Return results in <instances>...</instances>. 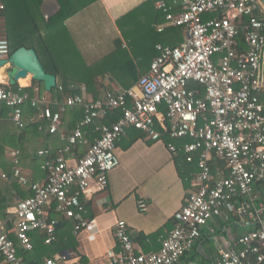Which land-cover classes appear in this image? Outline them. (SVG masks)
Segmentation results:
<instances>
[{"label": "built area", "instance_id": "2783aa9c", "mask_svg": "<svg viewBox=\"0 0 264 264\" xmlns=\"http://www.w3.org/2000/svg\"><path fill=\"white\" fill-rule=\"evenodd\" d=\"M174 3H180V11L174 12L164 0L155 5L170 25L184 29L185 38L176 46L157 45L158 55L133 87L106 91L103 98L92 99L86 87L80 85V92L56 102L57 109L53 111L44 97L30 98L27 92L0 85V113L7 109L8 118L18 128L26 127L28 119L22 106L27 101L32 106L46 103L41 117L49 121L50 132L59 129L67 109H83L73 131L61 132L64 144L55 154L49 148L37 151L46 181L32 182L33 194L18 200L8 218H0V257L6 263L25 264L19 251L33 249L32 237L36 232L44 231L46 245L56 241L58 221L50 219L47 211L52 202L56 214L76 221L75 233L99 232L96 219L83 215V195L92 182L99 189L108 186L110 172L120 164L116 141L134 128L152 140H162V133L173 139H189L182 145L169 141L167 148L174 158L196 161V188L186 193L183 204L174 212L176 224L161 237L157 251L138 252L127 223L116 220L114 237L118 250L106 251V264H178L211 219L220 217L227 221L235 214L244 231L225 247H219L210 264H264V193L261 201L256 202L258 185L264 186V3ZM3 9L0 3V12ZM9 55L8 41L1 34L0 59ZM190 81L204 86V97L189 88ZM113 110L121 111L118 119L98 125L99 136L89 142L84 128ZM82 145L86 149L79 155L76 147ZM10 156L14 176L26 184L27 178L19 167V151L12 149ZM213 159L223 163L215 174ZM137 207L141 212L147 210L142 199L137 201ZM42 264L84 263L73 259L68 250H61L45 257Z\"/></svg>", "mask_w": 264, "mask_h": 264}, {"label": "crops", "instance_id": "0c3cea01", "mask_svg": "<svg viewBox=\"0 0 264 264\" xmlns=\"http://www.w3.org/2000/svg\"><path fill=\"white\" fill-rule=\"evenodd\" d=\"M146 1L96 0L67 20V28L87 64H93L111 52L115 47L117 39L122 40L123 47H127V41L118 27L117 20L121 17H126L129 12L136 10V8ZM164 1L173 7L174 12L181 10L180 3H174L175 0ZM57 8L58 4L56 0L43 1L42 9L46 17L53 14ZM154 8H156L155 3ZM157 10L160 14V23H155V17L150 10V16H148L146 21L148 23L147 25L153 26L158 34L166 32L171 27H177L170 25L165 20L163 11ZM137 14L143 15V11H139ZM133 17L131 18L133 19ZM130 24L129 18L125 19L123 24L125 30L130 28ZM160 28L162 29L159 30ZM1 34L5 36V20L2 16H0ZM180 34L182 40L178 44L185 38V31L182 27H180ZM160 44L171 46L169 43H164L163 41H158L156 46ZM156 46L155 48L157 50ZM6 72L7 68L0 69V85L6 84ZM32 80L28 76L18 80L17 84L20 87H28L32 84ZM135 85L136 82L131 87ZM96 88L97 98H103L106 91L117 92L120 89H124L107 75L97 77ZM191 89L199 91L196 87ZM87 94L89 98L94 99L93 93L88 91ZM42 97L47 99L49 106L56 102H62L56 98L51 99L49 92L46 90L42 94ZM262 102L264 108V97ZM80 108L82 109V107ZM80 108H69V110L63 113L62 118L64 117L65 124L74 122L72 119L77 114V111L81 112L83 110ZM81 118L75 123V127ZM62 123L64 124L63 121ZM98 125H100L98 122L91 124L94 129L90 132H88V126L90 125L84 128L85 136L89 135V133L95 136L94 139H90L89 136V139L86 137L89 142H93L99 136L96 134V127ZM73 129L67 133L70 134ZM186 141H189V139ZM61 142L64 144V141L61 140ZM168 142L163 137L162 140H152L143 131L135 130L134 128L128 129L116 144V153L119 156L120 164L110 172L108 186L104 189H99L95 182H92L86 194L83 195V201L87 204L86 217L88 219H96L99 232L94 235H91L87 230L75 233L72 227L68 237L72 238L74 242L71 243L69 241L65 247L56 249L55 254L61 250H68L73 255V259H78L84 264H106V251L109 249L118 250V244L114 237V223L116 220H124L127 223L130 236L138 252L157 251L160 248L161 237L165 236L172 226L176 224L173 218L174 212L183 204L186 193L196 188L195 175L191 171L193 168L187 167V173H191V178L186 184L185 179L180 175L175 158L167 148ZM81 147L83 146L76 147L79 155L84 154L86 149V147ZM42 148L44 147H40L34 151L32 157L39 164L40 170L44 172L45 175L43 177L40 176L33 180L30 173H28L29 170H26V172L22 171L21 161L19 159V167L22 174L27 178V183L21 184L18 179L17 182L23 187H28L32 191L31 195L33 194V190L30 188V184L32 182H45L47 178L45 170L41 167V159L36 155L37 151ZM10 151L11 149L7 151L9 156ZM185 162L186 160L179 158V165L183 169L185 167L184 165H187V162ZM211 165L214 167L215 173L223 167L222 162L216 159L211 160ZM3 174L5 173L0 172V199L6 196L7 206L3 215L0 212V218L5 219L11 215L18 200H22L31 195L20 197L15 192L8 191L5 186L6 177H3ZM73 191L74 188H72ZM258 192L259 198L256 202L261 201L264 186L258 185ZM140 199L144 200L147 204V210L145 212L138 210L137 201ZM54 205L55 202H52V206L48 208V217L50 219H57L58 228L61 226L64 216L54 212ZM236 220V214L227 221L220 217L211 219L202 228L200 238L181 257L178 264H210L213 262L218 248L225 247L231 238H235L244 231ZM39 234V232H36L32 237V241ZM24 263L27 264L25 261ZM0 264L8 263L1 258Z\"/></svg>", "mask_w": 264, "mask_h": 264}, {"label": "trees", "instance_id": "16d2710c", "mask_svg": "<svg viewBox=\"0 0 264 264\" xmlns=\"http://www.w3.org/2000/svg\"><path fill=\"white\" fill-rule=\"evenodd\" d=\"M43 1L45 0H0V3L4 5L0 16L5 20V38L8 41L10 53L22 46L33 48L46 72L56 76L57 85L49 91V94L51 99L56 98L58 101H63L70 94L80 92L77 88L80 85H84L87 93L88 91L93 93L94 99H98L96 79L104 75L110 77L121 87L129 88L137 82L141 73L144 74L148 71L151 60L158 53L155 48L158 41L175 46L182 40L180 27H171L166 32L158 34L153 26L147 25L146 21L150 16V10L155 17V23H160V14L154 8L156 0H147L136 10L129 12L126 17L117 20L118 27L127 41V47H123L122 40L117 39L111 52L89 65L85 62L79 47L72 38L66 22L96 0H56L57 10L47 17L42 9ZM139 11H143L144 16L137 14ZM132 16H134L133 19ZM127 18H129L131 24L130 28L125 30L123 24ZM242 47H244V44H242ZM2 86L18 92H27L30 98L41 99L42 94L45 92L43 83L36 80H32V84L28 87H20L19 84L9 85L8 83L2 84ZM193 87L199 90V96L203 97L205 95L202 84L190 81L189 88ZM45 106L46 103L44 102H40L38 106H32L29 101L22 106L23 115L28 119L24 128H18L8 118L9 111L7 109H3L0 113V172L6 175L5 186L7 190L15 192L20 197L31 195L32 191L17 182V178L13 174L12 158L7 154V151L10 149L19 151L22 171L29 170L28 173H30L33 180L40 176L43 177L44 172L40 170L39 164L32 157L34 151L40 147H47L51 149L52 154H55L57 148L63 144L60 140V133L62 131L70 132L75 127L78 119L83 116V110L76 107L82 111H77L72 119L74 122L65 124L63 117L64 124L62 123L57 131L50 132L49 121L41 117V112ZM50 107L53 111L56 110V103L51 104ZM120 113V110L110 111L106 117L96 119L94 122L111 124L118 119ZM31 117H35L34 120H31ZM88 127V132L94 129L91 125ZM157 129L161 130L159 126ZM96 134L99 135V132L97 131ZM88 136L90 139L95 137L90 133L86 135L89 139ZM162 137L166 141H171L177 145H182L187 140L173 139L165 133H162ZM82 146L81 148L86 147L85 145ZM179 158H175V161L180 175L187 184L191 178V173H187V167H192L193 170L191 171L196 175L198 173L197 164L195 160L193 162L186 161L187 165H184L183 169L179 165ZM212 171L215 174L213 166ZM6 206V196H3L0 199V212L2 215ZM84 207L85 212L83 215L87 218L86 202ZM75 224L76 221L73 218L66 219L64 217L61 226L56 230L55 242L50 245L44 244L45 233L41 231L32 241L33 249L28 252L19 251V253L27 264H42L44 256L52 257L56 249L65 247L69 241L74 242L68 236L70 229L74 228ZM12 237L16 241L15 236Z\"/></svg>", "mask_w": 264, "mask_h": 264}, {"label": "water", "instance_id": "95a60500", "mask_svg": "<svg viewBox=\"0 0 264 264\" xmlns=\"http://www.w3.org/2000/svg\"><path fill=\"white\" fill-rule=\"evenodd\" d=\"M264 3V0H262ZM7 68L6 79L9 85L17 84L18 80L30 76L33 80L42 82L46 91H51L57 85L56 76L46 72L36 51L24 46L10 53L7 59H0V69Z\"/></svg>", "mask_w": 264, "mask_h": 264}, {"label": "rangeland", "instance_id": "374dc122", "mask_svg": "<svg viewBox=\"0 0 264 264\" xmlns=\"http://www.w3.org/2000/svg\"><path fill=\"white\" fill-rule=\"evenodd\" d=\"M6 80V83H7V79H5ZM1 176V175H0ZM1 182V181H0Z\"/></svg>", "mask_w": 264, "mask_h": 264}]
</instances>
